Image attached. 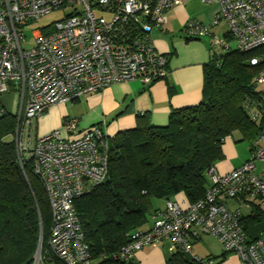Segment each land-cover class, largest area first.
<instances>
[{
  "label": "built area",
  "instance_id": "obj_1",
  "mask_svg": "<svg viewBox=\"0 0 264 264\" xmlns=\"http://www.w3.org/2000/svg\"><path fill=\"white\" fill-rule=\"evenodd\" d=\"M207 1V0H202ZM181 0H0V117L7 111L1 98L13 96L15 125L11 139L21 168L31 163L51 210L48 246L65 264H92L89 245L74 207V200L104 180L108 169V136L101 124L78 135L71 132L77 120L67 119L61 129L36 133V120L52 105L107 86L138 80L150 86L169 72V57L151 43L155 27L167 23V12ZM211 26L220 21L235 40V48L249 51L264 44V0H218ZM68 13L46 32L32 30L29 45L25 26L53 10ZM185 38L210 35L209 27L189 19L182 27ZM214 47L229 49L223 35L210 40ZM258 58H252L255 64ZM264 86V70L253 78ZM252 100H247L249 106ZM251 108L257 120L264 110V95ZM264 160V131L253 142L252 152L241 166L227 173L206 169L209 180L204 195L186 207L166 200L146 230H136L118 251L123 260L135 258L145 245L169 240L170 249L190 255L201 264L213 259L192 253V241L209 234L239 264H264V233L250 240L241 225V208H229L225 200L258 198L264 203V175L255 161ZM39 246L33 264H42Z\"/></svg>",
  "mask_w": 264,
  "mask_h": 264
},
{
  "label": "trees",
  "instance_id": "obj_2",
  "mask_svg": "<svg viewBox=\"0 0 264 264\" xmlns=\"http://www.w3.org/2000/svg\"><path fill=\"white\" fill-rule=\"evenodd\" d=\"M223 35L232 38L227 31ZM210 50L198 104L172 109L165 125L137 124L108 137L106 177L74 200L92 264H136L135 258H119L118 251L161 209L153 201L180 193L190 203L197 201L206 190V169L223 157L224 138L238 132L253 147L264 131V110L251 119V108H258L264 95V86L253 81L264 70V44L241 52L217 51L210 42ZM252 58L258 61L252 64ZM14 125L12 112L0 117V264H33L40 241L42 264H65L48 246L51 210L45 190L30 162L19 165L12 139L5 140ZM263 221L260 204L242 215L250 240L261 235ZM165 264L201 263L177 249Z\"/></svg>",
  "mask_w": 264,
  "mask_h": 264
},
{
  "label": "crops",
  "instance_id": "obj_3",
  "mask_svg": "<svg viewBox=\"0 0 264 264\" xmlns=\"http://www.w3.org/2000/svg\"><path fill=\"white\" fill-rule=\"evenodd\" d=\"M215 0H181L167 12V23L153 28L151 43L160 53L169 57V72L150 86H144L138 80H128L113 83L100 92L89 93L69 102L50 106L37 120L36 133L44 135L52 130L61 129L63 122L74 118L77 120L75 130L70 133L62 130L64 136L78 135L94 124H101L108 137L117 132L135 127L137 124L165 125L172 109L183 108L198 104L202 98L203 67L209 61L210 42L201 37L185 38L182 27L189 19L201 23L212 18L217 11ZM226 30H223V33ZM216 50H220L216 47ZM11 97L14 110L13 96L5 94L1 100L7 105L6 97ZM223 157L214 163L220 173H227L241 166L252 152V142L241 139L238 132L224 138L221 145ZM255 171L264 175V160L255 161ZM207 178V177H206ZM209 185L207 178L206 188ZM172 200L180 206L190 204L184 194L176 195ZM156 208L164 205V200H158ZM229 208L240 207L242 215L252 213V208L260 204L258 198L240 200L226 199ZM264 211V203L260 204ZM152 222L143 227L147 229ZM258 234L264 233V221L260 224ZM249 233V232H248ZM251 233V231H250ZM204 237L192 241V252L203 257H212L216 264H239L237 256L227 253L220 258V249L205 246ZM208 242V240H206ZM172 253L169 240L155 245H145L135 256L136 264H165V259Z\"/></svg>",
  "mask_w": 264,
  "mask_h": 264
},
{
  "label": "rangeland",
  "instance_id": "obj_4",
  "mask_svg": "<svg viewBox=\"0 0 264 264\" xmlns=\"http://www.w3.org/2000/svg\"><path fill=\"white\" fill-rule=\"evenodd\" d=\"M215 2L219 7L218 0H215ZM217 11H218V9H217ZM217 11L214 13L212 18L203 22V25L209 27V30L211 32L210 35H203L201 37L204 41L210 42V40L221 39L223 36L222 35L223 30L227 29L226 24L223 21H220L217 25L211 26L213 20L216 17ZM67 13H68V9L61 8L58 10H53V11H51L45 15H42L37 20L29 21L27 23V25L25 26V33H26L27 42L29 43V45L32 44L31 33H32L33 29H35L36 27H46V26L48 27V26L52 25L53 22L61 19ZM227 42H228V45L231 47V49H235L236 43H235L234 39H232V38L228 39ZM6 99H7L6 100V102H7L6 107L9 111H12V102H11L10 95L7 96ZM8 139H11V135H8L5 137V140H8ZM153 202H154L155 206H157V204H159V201L157 199H155ZM203 237H204L203 241L206 242V243H204L205 246H209V244H211V247L215 248V250L220 249L221 251H223L222 244L220 242H218V240L216 238H214L213 236H211L209 234L203 235ZM206 240H208V242ZM40 250H42V241H40V244H39V251ZM194 255H196L198 257H203V256H200L201 254H199V253L198 254L196 253Z\"/></svg>",
  "mask_w": 264,
  "mask_h": 264
}]
</instances>
